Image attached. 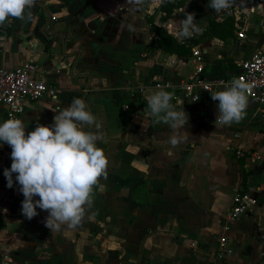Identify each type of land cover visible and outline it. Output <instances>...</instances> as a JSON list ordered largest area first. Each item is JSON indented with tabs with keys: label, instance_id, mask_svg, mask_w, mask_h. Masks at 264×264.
Instances as JSON below:
<instances>
[{
	"label": "crops",
	"instance_id": "crops-1",
	"mask_svg": "<svg viewBox=\"0 0 264 264\" xmlns=\"http://www.w3.org/2000/svg\"><path fill=\"white\" fill-rule=\"evenodd\" d=\"M182 1L165 17L160 0H42L32 6L31 19H9L0 27V68L31 61L34 79L56 89L54 98L27 103L15 119L25 122L27 133L51 125L74 97L84 98L99 124L84 130L100 137L97 147L108 165L99 183L109 191L102 199L103 191L94 190L92 228L52 233L46 211L37 208L31 220L21 214L19 185L7 187L9 167L0 164V264H257L264 251V116L248 99L240 122L216 123L219 102L211 94L228 85L210 91L193 85L194 101L182 85L196 77L198 65L222 57L235 64L254 50L264 52L263 30L256 13L227 15L210 9L209 0ZM186 13H195L197 43L184 56L162 50L149 26L181 41L179 21ZM226 18L232 19L230 33L204 36L209 20ZM157 90L174 91L183 101L186 126L172 131L145 122L146 96ZM6 119L0 102V123ZM172 135L181 140L175 147ZM3 153H11L7 144H0ZM238 191L256 203L230 219ZM220 238L225 253L217 258Z\"/></svg>",
	"mask_w": 264,
	"mask_h": 264
},
{
	"label": "clouds",
	"instance_id": "clouds-1",
	"mask_svg": "<svg viewBox=\"0 0 264 264\" xmlns=\"http://www.w3.org/2000/svg\"><path fill=\"white\" fill-rule=\"evenodd\" d=\"M128 2L143 5L145 0ZM33 4L34 0H0V27L9 19H31ZM231 4L232 0H209L208 7L220 13ZM179 24L181 39H191L200 31L195 13H186ZM174 99L177 105H173ZM211 99L219 102L216 123L231 125L244 118L248 89L239 79L233 78L225 90L212 93ZM146 102L145 122L165 125L172 131L187 125L188 115L183 110V101L174 91L150 92ZM56 113L51 125L37 124L27 133L21 119H6L0 123V144L11 148V167L4 169L7 187L12 188L14 183L19 185L24 197L21 214L26 219L37 216V208L48 213L44 223L52 233L62 228L75 230L81 225L86 208L93 204L94 190H105L106 186L99 180L107 178L108 165L103 150L97 147L100 137L84 130L94 124L99 128L84 100L74 97L69 106ZM169 142L175 147L181 140L172 135Z\"/></svg>",
	"mask_w": 264,
	"mask_h": 264
},
{
	"label": "built area",
	"instance_id": "built-area-1",
	"mask_svg": "<svg viewBox=\"0 0 264 264\" xmlns=\"http://www.w3.org/2000/svg\"><path fill=\"white\" fill-rule=\"evenodd\" d=\"M42 0H34L33 6L41 3ZM224 14L244 15L245 13H256L259 17L260 25L264 34V0H232L231 6L221 11ZM238 38L242 37L241 32H237ZM191 54L198 59V52L192 48ZM238 72L229 79L217 80H191V83L182 85V90L194 101L196 96L192 94V86H196L202 91H210L218 86H226L233 78L247 86L248 99L254 101L259 112L264 116V52L254 50L242 61L235 63ZM35 66L31 61H23L19 67L13 70L0 68V102L5 106V116L7 119H15L24 110L29 102H34L46 96L54 98L56 89L50 84H46L33 77ZM201 66L196 67V74ZM127 108V105H124ZM255 198L246 193H234L231 198L230 219L237 218L243 214L249 204H255ZM224 238L219 239L220 248L216 254L217 258H222L225 253L223 245ZM257 264H264V251L261 252Z\"/></svg>",
	"mask_w": 264,
	"mask_h": 264
},
{
	"label": "trees",
	"instance_id": "trees-1",
	"mask_svg": "<svg viewBox=\"0 0 264 264\" xmlns=\"http://www.w3.org/2000/svg\"><path fill=\"white\" fill-rule=\"evenodd\" d=\"M182 4V0H160L158 10L163 12L165 17H169L172 13V10L174 8L181 7ZM149 22L151 24V18H149ZM231 29V18H226L225 20H222L220 24L215 23L213 20H209L203 34L206 37L223 38L226 33L228 34L231 32ZM149 30L156 34L157 46L170 54L173 53L179 56L187 55L190 50V46H194L197 43L194 38L185 40L183 39L181 41H178L173 38L170 34H168L164 29L154 25H150ZM237 72L238 67L232 62V60L227 57H222L213 60L209 66H202L201 69L197 72L196 76H199L201 80L229 79L235 76ZM132 96H134L136 100L139 101L137 99L138 96L136 93H133ZM132 107L135 108V106ZM246 175L247 172L242 171V177L240 182L241 188H244L246 185ZM238 193L243 192L238 191Z\"/></svg>",
	"mask_w": 264,
	"mask_h": 264
},
{
	"label": "rangeland",
	"instance_id": "rangeland-1",
	"mask_svg": "<svg viewBox=\"0 0 264 264\" xmlns=\"http://www.w3.org/2000/svg\"><path fill=\"white\" fill-rule=\"evenodd\" d=\"M132 89H134V88H132ZM109 128L111 129L113 127L109 126ZM122 133H123V131L121 132V134ZM11 163H12L11 153H7V154L6 153H3V155L0 156V164H4L5 166H7V167L10 168L11 167ZM108 194H109V191L108 190L107 191H103L102 194H101L102 199L106 198L107 197L106 195H108ZM94 196H95V192H94L93 198H94ZM96 209H97V207L95 208L93 206V204H92V206L90 208H86L85 215H84L85 217H84V219L81 222L82 226H84L85 229L92 228V225H91V222L92 221H91V219H89V217L90 216L93 217V213L95 214V210ZM101 209H102L101 207L98 208V210H100V212H101Z\"/></svg>",
	"mask_w": 264,
	"mask_h": 264
},
{
	"label": "water",
	"instance_id": "water-1",
	"mask_svg": "<svg viewBox=\"0 0 264 264\" xmlns=\"http://www.w3.org/2000/svg\"><path fill=\"white\" fill-rule=\"evenodd\" d=\"M41 9L43 10V12H44V14H45V16H46V21L49 22V20H50V16H49L48 12L46 11V9H45L43 6H41ZM194 80H201V78H200L199 76H196V77L194 78ZM82 100H84V98H82ZM87 110L89 111L88 108H87Z\"/></svg>",
	"mask_w": 264,
	"mask_h": 264
}]
</instances>
